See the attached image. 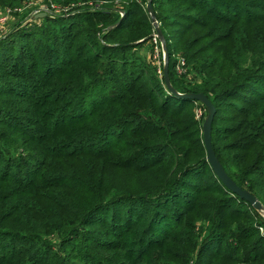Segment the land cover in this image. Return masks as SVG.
Instances as JSON below:
<instances>
[{
  "label": "trees",
  "instance_id": "16d2710c",
  "mask_svg": "<svg viewBox=\"0 0 264 264\" xmlns=\"http://www.w3.org/2000/svg\"><path fill=\"white\" fill-rule=\"evenodd\" d=\"M146 1L41 0L0 28V264H264V215L207 159V107L140 53ZM152 4L173 87L214 103L216 155L264 205V0Z\"/></svg>",
  "mask_w": 264,
  "mask_h": 264
},
{
  "label": "water",
  "instance_id": "95a60500",
  "mask_svg": "<svg viewBox=\"0 0 264 264\" xmlns=\"http://www.w3.org/2000/svg\"><path fill=\"white\" fill-rule=\"evenodd\" d=\"M147 11L151 16V19L153 21L154 26L156 27L157 35L161 39L163 49H164V57H165V64H164V77H165V83L168 87V89L177 97L179 98H189L201 101L208 110V116L203 123V135H204V143L207 150V159L210 162L212 168L214 169L217 177L235 194L239 195L241 198L245 199L247 202L253 205V207L260 211H264V205L262 202L253 195L250 191L247 189H243L240 187L227 173L224 166L219 161L216 152L213 148L212 144V126H213V120L216 114V106L214 103L206 96L204 93H182L176 90L170 80V74H169V53L166 45V38L162 32L161 27L158 24V21L156 20L155 12L153 9L152 0H149L147 4ZM45 14H41L39 17H43ZM38 17V16H37Z\"/></svg>",
  "mask_w": 264,
  "mask_h": 264
},
{
  "label": "rangeland",
  "instance_id": "374dc122",
  "mask_svg": "<svg viewBox=\"0 0 264 264\" xmlns=\"http://www.w3.org/2000/svg\"><path fill=\"white\" fill-rule=\"evenodd\" d=\"M40 1L41 0H23L18 6H3L0 3V28L2 29V31H4L3 34L5 36L8 35L11 31L16 29L19 24H23V22L25 23V20L30 19L33 15H36L38 17L42 13L46 15V6ZM146 2L147 3L145 5L147 9V4L149 0H147ZM54 4L58 5V7L65 6L64 4H59V2H54ZM69 7L70 6H65V9ZM155 35H157V31ZM154 38L151 42L152 50H150L149 48H144L143 50H141L142 52L140 53L145 58H150L152 56V58L154 59V63L158 66V71L160 72V75H163L165 64L164 49L159 36L157 39ZM36 58L38 60L40 59L38 55H36ZM188 79L190 80L189 77ZM202 113V110L198 109V117H200L202 119V123H204L208 116V112H205L204 115ZM260 213L264 215V211Z\"/></svg>",
  "mask_w": 264,
  "mask_h": 264
},
{
  "label": "built area",
  "instance_id": "2783aa9c",
  "mask_svg": "<svg viewBox=\"0 0 264 264\" xmlns=\"http://www.w3.org/2000/svg\"><path fill=\"white\" fill-rule=\"evenodd\" d=\"M154 36H155L154 39H157V38H158V35H154ZM183 63H184V60H183V59H180V61H179V63H178V67H177V69H178L179 72H183V71H184V70L182 69V65H183Z\"/></svg>",
  "mask_w": 264,
  "mask_h": 264
}]
</instances>
